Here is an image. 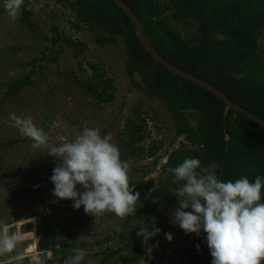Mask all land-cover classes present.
<instances>
[{"label": "rangeland", "instance_id": "374dc122", "mask_svg": "<svg viewBox=\"0 0 264 264\" xmlns=\"http://www.w3.org/2000/svg\"><path fill=\"white\" fill-rule=\"evenodd\" d=\"M25 6L30 24H24L20 15L11 18L0 0V224L10 225V231L21 237L12 252L0 255V264H65L78 250L85 253L81 264H211L206 233L186 234L171 222L178 207L172 189L183 182L174 183L167 162L186 142L176 135L163 102L147 95L137 76L138 87L130 84L124 72L123 40L117 38L115 47L97 45L66 4L27 0ZM163 21L187 43L198 41V28L190 19L169 10ZM67 39L83 45L78 56L66 46ZM256 54L264 63V30ZM26 75L31 76L30 85L5 96L9 84ZM104 79L111 82L105 93L112 94L110 102L93 99L87 90L101 88ZM11 113L31 116L48 135L50 146L73 141L85 127L98 129L102 137L111 134L121 160L130 163V189L140 193L135 215L121 219L105 212L95 217L83 206L75 209L72 200L56 198L50 177L59 161L44 149H34L9 119ZM183 114L195 129L199 114L189 110ZM134 131L137 134L130 136ZM77 190L83 191L80 185ZM153 223L161 232L142 244L137 231L147 225L152 231ZM166 233L172 234L171 241ZM44 235L56 245L40 251L36 243Z\"/></svg>", "mask_w": 264, "mask_h": 264}, {"label": "trees", "instance_id": "16d2710c", "mask_svg": "<svg viewBox=\"0 0 264 264\" xmlns=\"http://www.w3.org/2000/svg\"><path fill=\"white\" fill-rule=\"evenodd\" d=\"M26 1L21 21L30 24ZM135 15L145 38L157 53L173 66L213 85L233 103L264 119V63L257 57L258 38L264 27V0H121ZM73 11L99 46L124 44V72L132 86L135 76L145 93L160 99L170 114L181 144L168 157L167 168L179 166L187 158H198L202 167L216 162L217 176L224 182L247 177L254 182L264 177V127L227 110L218 98L197 84L174 75L156 63L144 50L132 23L111 0H54ZM169 10L193 21L199 32L196 43H187L163 21ZM78 56L82 44L65 40ZM31 75V74H30ZM30 75L13 80L5 96H14L30 85ZM101 88L87 86L93 99L110 102L107 79ZM199 114L195 129L186 122L185 111ZM133 129H138L136 126ZM138 131L129 133L134 136ZM28 141H31L27 138ZM130 185V184H129ZM158 193L169 203L170 199ZM29 193V191H24ZM261 201L264 203V188ZM56 245L50 236H41L36 246L47 251ZM264 263V262H262Z\"/></svg>", "mask_w": 264, "mask_h": 264}, {"label": "clouds", "instance_id": "9594fccd", "mask_svg": "<svg viewBox=\"0 0 264 264\" xmlns=\"http://www.w3.org/2000/svg\"><path fill=\"white\" fill-rule=\"evenodd\" d=\"M24 0H4L8 15L16 19ZM20 134L29 138L34 149H44L59 161L50 180L53 195L60 200H72L73 207L83 206L87 214L98 217L112 212L123 219L135 215L140 193L133 194L129 185L130 163L122 161L119 147L112 143L111 134L101 136L98 129L85 127L73 141L49 145V137L38 128L31 116L9 115ZM216 162L201 166L198 158H187L170 171L182 186L173 188L178 207L172 212V223L186 233H206L212 256L211 264H262L264 262V177L257 175L254 182L241 177L235 182H224L217 176ZM80 185L83 191L77 190ZM191 208L192 211H185ZM11 226L0 224V255L12 252L21 237L10 231ZM137 231L142 244L147 245L161 229L152 224ZM117 231L122 229L117 227ZM171 241V233L165 234ZM197 248L199 246L197 245ZM152 246L147 247L151 253ZM85 253L78 250L65 264H81Z\"/></svg>", "mask_w": 264, "mask_h": 264}, {"label": "water", "instance_id": "95a60500", "mask_svg": "<svg viewBox=\"0 0 264 264\" xmlns=\"http://www.w3.org/2000/svg\"><path fill=\"white\" fill-rule=\"evenodd\" d=\"M111 1L114 4H116L125 13V15L128 17V19L130 20V22L133 25L135 35L138 38L140 44L142 45L144 50L152 57V59L156 63L160 64L164 69H166L170 73L177 75V76H179L185 80H188L194 84H197L202 89L211 93L213 96L218 98L221 102H223V104L226 107V111L227 110H233L237 114L242 115V116L256 122L260 126L264 127V119H261V118L255 116L254 114H252L251 112L247 111L246 109L236 105L226 95H224L221 91H219L213 85H211V84L207 83L206 81L199 79V78H197L191 74H188L187 72L173 66L172 64L168 63L165 59H163L157 53V51L151 46V44L147 41V39L145 38L144 33H143L139 23H138L137 18L133 14V12L121 0H111Z\"/></svg>", "mask_w": 264, "mask_h": 264}, {"label": "bare ground", "instance_id": "6f19581e", "mask_svg": "<svg viewBox=\"0 0 264 264\" xmlns=\"http://www.w3.org/2000/svg\"><path fill=\"white\" fill-rule=\"evenodd\" d=\"M34 248V245L33 246H31V249H33Z\"/></svg>", "mask_w": 264, "mask_h": 264}]
</instances>
